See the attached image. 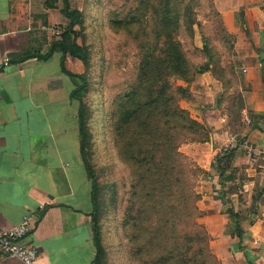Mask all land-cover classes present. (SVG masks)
Segmentation results:
<instances>
[{"label": "crops", "instance_id": "1", "mask_svg": "<svg viewBox=\"0 0 264 264\" xmlns=\"http://www.w3.org/2000/svg\"><path fill=\"white\" fill-rule=\"evenodd\" d=\"M68 2L78 10L95 6L93 0ZM213 3L232 38L231 54L215 43L233 78L231 90L243 96L245 139L259 144L264 140V0ZM65 4L0 0V224L33 216L28 240L39 250L33 264H95L92 183L81 153L79 102L71 95L81 81L63 71L61 52L36 55L48 53L68 25ZM198 27L194 42L201 48ZM65 64L84 72L83 61L70 54ZM182 83L189 91L181 104L210 129L209 140L181 149L205 170L197 190L212 251L221 264H264L263 160L248 155L242 143L223 151L237 134L231 132L228 101L219 105L223 83L211 70ZM0 264L25 263L4 257Z\"/></svg>", "mask_w": 264, "mask_h": 264}, {"label": "trees", "instance_id": "2", "mask_svg": "<svg viewBox=\"0 0 264 264\" xmlns=\"http://www.w3.org/2000/svg\"><path fill=\"white\" fill-rule=\"evenodd\" d=\"M101 1L107 25L123 40L118 47L128 44L136 51L132 77L111 84L108 98L112 114L110 140L128 168L129 183L102 184L90 160L94 142L91 109L85 96L91 76L88 47L84 40L80 42L85 35V10L72 9L66 0L68 25L61 37L51 43L48 53L36 54L48 58L61 52L63 71L81 81L71 95L79 102L81 153L92 183L94 262L109 264L101 204V193L106 187L108 204L115 205L122 217V244L131 264H221L212 251L211 235L200 221L206 212L199 205L202 194L197 183L205 170L181 149L185 143L209 140L210 129L181 104L189 91L182 82L193 81L205 70H211L222 81L224 92L219 105L228 101L231 132L237 134L239 143L249 131L242 120L245 103L240 91L231 90L233 78L214 38L203 36V47L195 46L193 57L181 35L194 39L195 26H202L199 10L207 2L206 6L218 16V39L227 54L233 50L232 38L213 0ZM32 54H24L21 60ZM68 54L84 61L87 69L79 74L71 71L65 64ZM200 59H204L201 64L197 62Z\"/></svg>", "mask_w": 264, "mask_h": 264}, {"label": "rangeland", "instance_id": "3", "mask_svg": "<svg viewBox=\"0 0 264 264\" xmlns=\"http://www.w3.org/2000/svg\"><path fill=\"white\" fill-rule=\"evenodd\" d=\"M88 6L86 12L85 35L83 39L88 47L90 77L89 92L85 96L91 109L90 128L93 135V154L90 160L94 165L99 180L102 184L118 181L129 183L130 176L128 168L120 161L115 144L110 140V129L112 114L108 107L111 84L128 80L133 75L136 60L135 49L125 44L118 47L123 40L113 33L107 25L106 13L103 10L102 1ZM207 2L199 10L202 23L203 36L214 38V42L222 47L219 38L218 19L209 8ZM89 5V2H88ZM207 11L210 13L207 14ZM190 54L194 57V39L181 35ZM217 44V45H218ZM197 59V58H196ZM84 64V70L87 69ZM109 198L106 187L101 193V204L103 209V241L108 249L109 264H131L130 256L122 244L123 230L121 228L122 217L118 215L117 209L108 204Z\"/></svg>", "mask_w": 264, "mask_h": 264}, {"label": "built area", "instance_id": "4", "mask_svg": "<svg viewBox=\"0 0 264 264\" xmlns=\"http://www.w3.org/2000/svg\"><path fill=\"white\" fill-rule=\"evenodd\" d=\"M245 119L249 121L247 117ZM240 143L246 147L248 155L258 154L262 158L264 169V140L256 144L243 139ZM238 144V139L231 137L223 151H228ZM33 226L34 218L31 214H25L19 222L12 226L0 224V258H17L25 264H33L39 256L38 248L28 240Z\"/></svg>", "mask_w": 264, "mask_h": 264}]
</instances>
